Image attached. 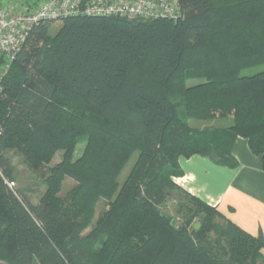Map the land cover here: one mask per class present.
Segmentation results:
<instances>
[{
    "label": "trees",
    "instance_id": "trees-1",
    "mask_svg": "<svg viewBox=\"0 0 264 264\" xmlns=\"http://www.w3.org/2000/svg\"><path fill=\"white\" fill-rule=\"evenodd\" d=\"M179 1L177 21L78 16L30 31L1 83V262L264 264L261 234L173 182L179 158L235 168L237 138L264 171V71L241 75L264 66V0ZM10 155L39 172L36 203Z\"/></svg>",
    "mask_w": 264,
    "mask_h": 264
},
{
    "label": "crops",
    "instance_id": "crops-1",
    "mask_svg": "<svg viewBox=\"0 0 264 264\" xmlns=\"http://www.w3.org/2000/svg\"><path fill=\"white\" fill-rule=\"evenodd\" d=\"M232 156L237 162L235 168L216 166L200 156L179 158L182 176L173 180L246 233L252 236L261 234L264 238L261 159L251 153L243 138H237Z\"/></svg>",
    "mask_w": 264,
    "mask_h": 264
},
{
    "label": "built area",
    "instance_id": "built-area-1",
    "mask_svg": "<svg viewBox=\"0 0 264 264\" xmlns=\"http://www.w3.org/2000/svg\"><path fill=\"white\" fill-rule=\"evenodd\" d=\"M0 1V93L2 80L24 45L30 31L45 22L78 16L115 17L129 21H177L182 17L179 0H41L21 9ZM1 132V129H0ZM14 184H9L13 187Z\"/></svg>",
    "mask_w": 264,
    "mask_h": 264
},
{
    "label": "rangeland",
    "instance_id": "rangeland-1",
    "mask_svg": "<svg viewBox=\"0 0 264 264\" xmlns=\"http://www.w3.org/2000/svg\"><path fill=\"white\" fill-rule=\"evenodd\" d=\"M0 1L3 2L4 4H8L5 6L14 7L15 9H17V8L21 9V8H24L26 6L25 3L32 4L38 0H0ZM61 23H62V21H57V22L54 21L53 22L54 29L59 27L61 25ZM262 71H264V66H257L254 68H249V69L243 70L241 75L252 76V75L260 73ZM210 124L211 125H218L214 121H212L210 123H206L204 125H210ZM204 125H202V126H204ZM84 145H85L84 143H80L77 145L76 150H75V157H78L82 154L83 149H84ZM61 155H62L61 152L57 153L50 165H54V164L60 162ZM10 156L13 158L12 161H13V166L15 168V174H14L15 179H16L15 187L18 189L27 188L28 189L27 194H28L29 198L32 200V202L36 203L39 199V196L44 191V186L41 182L39 172L38 171L33 172V171H30L29 169H27L26 166L22 163V158H20L18 156L17 157L12 156V155H10ZM133 163H134V159L131 160V162L128 164V166L123 171L122 176H121V181L123 180V178H125V176L129 172L130 168L132 167ZM173 182H175V181L173 180ZM73 186H74V181H72L69 178L65 179L63 181L62 189H61L60 194H59L60 197H64ZM174 206H175L174 202L169 201L168 204L165 207H163V210H164V212H167L170 215V217L171 216L173 217L174 216V210L176 209L175 208L176 206L175 207ZM105 210H106L105 202L102 200L99 201L97 204V207H96L95 215H94L93 220L91 222V226H89L87 228L88 230H90L92 228V226H94L96 224L98 219L104 215ZM219 214L222 215L221 213H219ZM223 218H225V217L223 216ZM176 219H178V221H180V218L176 217ZM216 221L222 222L220 219H216ZM0 264H4V263L0 261Z\"/></svg>",
    "mask_w": 264,
    "mask_h": 264
},
{
    "label": "water",
    "instance_id": "water-1",
    "mask_svg": "<svg viewBox=\"0 0 264 264\" xmlns=\"http://www.w3.org/2000/svg\"><path fill=\"white\" fill-rule=\"evenodd\" d=\"M167 219H170V217L169 216H167ZM174 224V221H171V225H173Z\"/></svg>",
    "mask_w": 264,
    "mask_h": 264
}]
</instances>
